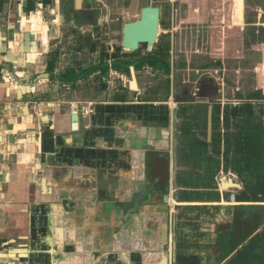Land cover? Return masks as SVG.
<instances>
[{"label":"crops","instance_id":"crops-1","mask_svg":"<svg viewBox=\"0 0 264 264\" xmlns=\"http://www.w3.org/2000/svg\"><path fill=\"white\" fill-rule=\"evenodd\" d=\"M111 5L0 0V264H226L255 238V204L225 198L231 172L211 181L205 164L176 163L172 152L179 140L191 153L197 139L223 161L222 131L203 138L183 121L201 111L207 123L211 100L225 101H192L173 80L144 96L134 68L124 88L99 87L83 68L64 70L62 54L48 67L69 22L82 36L90 27L79 19ZM175 72L189 82L173 65L169 80ZM206 183L217 189L186 194Z\"/></svg>","mask_w":264,"mask_h":264},{"label":"rangeland","instance_id":"rangeland-1","mask_svg":"<svg viewBox=\"0 0 264 264\" xmlns=\"http://www.w3.org/2000/svg\"><path fill=\"white\" fill-rule=\"evenodd\" d=\"M207 1L209 0H206V3L205 0H149L153 5L163 7L165 10L159 49L169 47V50L173 51L174 56L178 55L182 60L191 61L192 65L196 64L197 66H203L211 60H220L221 66L211 64L210 68H213V70L208 76L214 84L213 86L210 83L211 92H215L213 100L223 99L226 102L230 99L232 100L236 90L244 92L255 87L264 90V15L257 16L254 12L256 8L259 9L264 0H237V9L241 11L239 14V25L235 26L238 31L232 34L230 43L222 44L221 46L214 45L211 40V31L216 17L212 14L213 5ZM120 6V1H115L111 14L113 18L117 17L121 23L134 18L138 12V10L133 8L130 14H126L124 8ZM105 14L108 15V13ZM246 20L255 23L246 24ZM219 24L221 25L222 23ZM115 32V41L119 45L121 43L119 25L115 27ZM72 59L77 64L80 63L76 60L80 59V57L75 55V53H73ZM203 73L204 71H200L199 74ZM95 81V84H98L97 82L99 81ZM222 83H224L223 90ZM98 85L101 87L102 83ZM133 87H135L134 84ZM220 123V121L218 124L215 123V126L218 129L217 131H222L224 141L225 138L229 140L230 156L236 149V139L239 135L236 123L231 120L226 125L223 119L221 126ZM201 127L202 130H205L204 121H202ZM204 133L205 131L201 133L203 138ZM221 149L222 154H224L225 148L221 146ZM216 151L218 152V150ZM231 175H227V178H234V182L239 184L241 189L229 190L233 194L229 193L228 196L226 194L225 198L229 200L232 195H241L237 196V198H247L246 200L249 203H252L251 201L253 200L255 205L264 209V194H256V191L255 193L250 191L247 183L240 180L235 174ZM254 220L255 227L258 226L257 228L261 230L264 226V217L261 220V225H258L260 223L256 218Z\"/></svg>","mask_w":264,"mask_h":264},{"label":"flooded vegetation","instance_id":"flooded-vegetation-1","mask_svg":"<svg viewBox=\"0 0 264 264\" xmlns=\"http://www.w3.org/2000/svg\"><path fill=\"white\" fill-rule=\"evenodd\" d=\"M115 1H120L121 4L120 7L124 8L126 14H130V11H132L133 8L138 10L137 14L134 16V18L126 21H122L121 23L117 17L116 18L112 17L111 14L112 5L107 6L109 10L106 11L105 8L102 9L101 7H98L97 13H100L101 16L98 15L93 18L86 16L84 18H81L83 20L79 19V21H84L90 27V31H88L87 33L85 32L82 36H78L77 34L78 29L76 28L73 29L72 24L69 22L71 28L63 36V40H61L58 43L51 44L48 50L47 53L49 57L48 67H50L52 63H55L56 62L55 60L59 57V55L61 56L62 54V56H64L63 58L65 64V66L63 67L64 70H69L71 69V67L76 65L79 68H83L84 70L89 71L90 72V74L88 73L89 75L94 74L95 75L94 79L97 81L99 79L100 83L102 81L101 79L103 80L106 79V83L111 82L113 84L111 86L116 87V89L118 90L124 88L123 78L126 77V79H130L131 68H134L137 72V78L139 79V81L142 82V80H144L147 83L145 84V88L147 92L146 94H144V96H147L148 92L161 90V88H164L165 86L167 88L171 80H173L175 89L176 87L178 88L179 94L185 92L187 98H189L192 101H197V100L200 101L205 98L209 99L211 95L212 96L214 95L215 92L214 93L211 92L210 83H212L213 86L214 84L213 82H211V79L208 77L210 75L208 72L210 70L211 65H208L206 68H199L201 71H204L203 74H199L200 71L199 70L197 71L198 68L195 70V67L194 65H192L191 61L187 62L185 60H182L181 57H179L178 55L174 56L173 51L171 52L169 50L170 49L169 47L165 49L164 48L159 49L160 36L162 32V26L164 24L163 15L165 13V10L163 9V7L153 5L151 2H149V0H115ZM133 2L134 4H132ZM149 6L159 8L160 10V18H159L160 31H159V39L157 43L155 44L151 52L147 51L146 44H141L139 48L134 52L126 51L122 46L123 26L127 23H133L134 21L140 19L141 9ZM105 13H108V15H106ZM169 22L172 23L171 21ZM118 25L120 26V31H121V43L119 45H117L115 41L116 39L115 27ZM73 53H75V55L79 54L80 59H76V60L80 63L77 64L74 61V59H72ZM172 65L175 71L178 70L186 71V77L190 79L189 82L185 84V82H183L181 78L177 76L176 72L172 75V79L169 80L170 69ZM188 69H190L191 71L188 72ZM142 70L144 71L140 72ZM195 73L196 75H194ZM183 84L185 86H183ZM190 89L191 91H195V93H191V92L189 93L188 91ZM211 102H212L211 104L215 103L213 107V112L211 110V117H212L211 131H217L218 130L216 129L217 127L216 126L213 127V124H215L213 118L214 109L216 105L223 104L225 106L226 104H228L229 100L227 102L225 101L224 103H222L221 101L214 102L212 100ZM202 118L203 115L200 111L199 116L196 115L189 119H185L183 121L185 126L184 130L192 131L194 133L196 132V136L197 135L199 136L202 133V131H208L207 128L208 122L205 123V120H204V126L206 127L205 130H202L201 127ZM215 135H216L215 132H213V134L211 133L212 140L214 139ZM180 142H184V141H180ZM180 142L178 140L177 144L175 145V147H173L172 150L173 157L176 163L178 162L177 158L178 159L182 158L183 159L182 163L183 165L186 166L187 165L192 166L198 163L204 165V161H199L196 158H191L192 153H190V151H188L189 153H182L183 151L187 152L186 149L188 150L189 147L185 146L184 144H180ZM193 142H195V140ZM208 154H210L209 151ZM166 160L167 162L170 160L169 155H167ZM167 183L168 181L166 182V184ZM205 185L206 186L204 187L206 188L202 187L200 184H194V186H198L194 188L187 186L186 188H189V191H186V194H192L193 193L192 189H197V190L202 189V192L198 191V193L207 192L209 190L215 191L214 189L215 188L217 189L218 186L216 183H211V184L206 183ZM237 196H241V195H236V199L238 200L239 198H237ZM236 199L234 198V200ZM246 199L247 198L243 200ZM251 202H255V201L252 200ZM258 207L260 206L255 205L254 207L255 209L254 216L256 220L260 223V221L264 217V214L261 213L260 215H258L257 212L259 210ZM258 225H261V223ZM257 227H255V237L259 235V233L262 230H264V226L261 230H259ZM229 241L230 240L228 239L227 242Z\"/></svg>","mask_w":264,"mask_h":264},{"label":"trees","instance_id":"trees-1","mask_svg":"<svg viewBox=\"0 0 264 264\" xmlns=\"http://www.w3.org/2000/svg\"><path fill=\"white\" fill-rule=\"evenodd\" d=\"M213 5L212 14L216 21L212 27L211 40L216 46L231 42L233 33H237L235 27L239 25V14L237 9V0H209ZM206 3V0H205ZM204 8V6H203ZM205 9V8H204ZM257 16L264 15V3L259 9L254 10ZM259 12V14H258ZM246 20L245 23H255ZM219 23H222L221 25ZM221 66L220 60H211L199 68H206L208 65ZM90 73V72H87ZM73 77V76H72ZM76 77H73L75 80ZM233 94V93H232ZM235 103V105L233 104ZM222 113L221 105H216L214 109V122L219 123ZM223 120L227 125L231 120L236 123L238 137L234 152L229 156V140L225 138V153L223 161L208 154L209 144L205 141L194 139L192 156L199 161H204V176L211 181L215 175L223 168L225 173L231 172L240 180H243L250 187V191L256 194H264V90L259 87L248 89L244 92L234 91L232 100L223 107ZM232 150V148H231ZM219 155V151L216 153ZM247 201V200H245ZM258 215L264 214L263 207H258ZM261 223V221H260ZM223 239V238H222ZM221 239V240H222ZM235 248L222 247V253L219 261L226 259L230 250ZM226 264H264V230L257 235L249 244H247L239 253L231 258Z\"/></svg>","mask_w":264,"mask_h":264},{"label":"water","instance_id":"water-1","mask_svg":"<svg viewBox=\"0 0 264 264\" xmlns=\"http://www.w3.org/2000/svg\"><path fill=\"white\" fill-rule=\"evenodd\" d=\"M140 19L134 21L133 23H127L123 26L122 35V46L126 51L134 52L141 44H146L148 52H151L155 44L159 39V18L160 10L156 7H145L141 9ZM7 51L1 53L2 57L6 56ZM5 65L7 64L4 58ZM2 68L3 62L1 63ZM45 76L48 75L45 74ZM211 108L208 110V124H207V135L211 138V128H212V117ZM222 191H229L231 189H241V186L233 181V179H228L227 183L220 185Z\"/></svg>","mask_w":264,"mask_h":264}]
</instances>
